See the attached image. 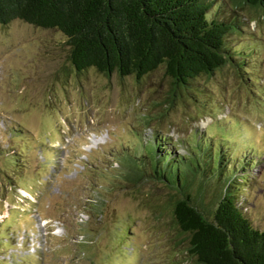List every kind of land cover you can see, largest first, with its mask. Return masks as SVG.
Wrapping results in <instances>:
<instances>
[{
    "label": "rangeland",
    "instance_id": "374dc122",
    "mask_svg": "<svg viewBox=\"0 0 264 264\" xmlns=\"http://www.w3.org/2000/svg\"><path fill=\"white\" fill-rule=\"evenodd\" d=\"M240 11L230 43L252 52L245 66L202 75L173 100L164 65L141 78L78 71L61 30L0 24V215L10 211L0 264H200L164 208L175 189L151 172L131 177L125 162L130 149L150 151L156 132L177 156L220 145L240 203L264 228V9Z\"/></svg>",
    "mask_w": 264,
    "mask_h": 264
},
{
    "label": "trees",
    "instance_id": "16d2710c",
    "mask_svg": "<svg viewBox=\"0 0 264 264\" xmlns=\"http://www.w3.org/2000/svg\"><path fill=\"white\" fill-rule=\"evenodd\" d=\"M244 8L258 13L264 0H0V24L19 18L61 30L78 71L95 67L141 78L164 65L173 100L202 75L227 64L245 66L252 52L230 43L234 32L243 31ZM167 138L156 132L150 151L141 156L130 149L125 162L134 165L131 177L151 172L175 189L164 208H171L187 252L200 264H264V228L240 203L241 192L233 187L237 172L222 164L220 145L199 142L192 156H177L167 146L176 143ZM199 160L204 165H196ZM238 177L247 180L246 172ZM205 196L213 203L205 204Z\"/></svg>",
    "mask_w": 264,
    "mask_h": 264
}]
</instances>
